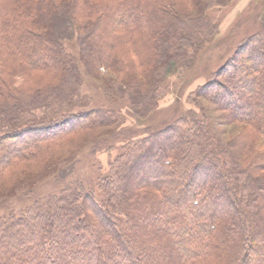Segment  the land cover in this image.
<instances>
[{"label":"trees","instance_id":"obj_1","mask_svg":"<svg viewBox=\"0 0 264 264\" xmlns=\"http://www.w3.org/2000/svg\"><path fill=\"white\" fill-rule=\"evenodd\" d=\"M203 10L197 0H0V116L8 122L0 126V191L19 188L23 178L17 175L27 162L50 172L58 167L57 178L65 181L73 171L72 153L65 156L55 146L71 134L96 129L111 114L103 109L69 113L85 97L77 60L60 43L66 35H77L80 60L89 72L111 69L127 87L131 106L138 97L136 108L144 109L154 103L149 102L159 93L161 77L177 65L191 66L193 53L208 41V29L194 34L190 28L197 22L190 12L203 16ZM202 22L208 20L203 16ZM262 42L257 35L242 41L218 71L221 79L195 94L208 98L213 89V101L226 105L221 106L224 120L242 124L241 133L222 140L189 114L143 137L142 146L118 156L99 183L108 205L123 213L119 226L110 209L86 194L94 217L89 219L78 200L82 187L66 184L0 228V264H96L92 229L102 230V224L108 231L98 240L103 256L98 264H134L127 252L107 250L139 233L145 234L137 238L141 257L153 250L169 257L162 264H201L219 246L226 250L218 253V264H264ZM251 81L254 87L247 90ZM236 107L241 111H233ZM34 109L48 118L28 121ZM15 123L20 124L10 126ZM162 141L169 146L158 156ZM137 176L146 179L135 184ZM210 176L221 181L211 182ZM39 181L35 177L29 188ZM142 215L158 219L159 227L139 223ZM7 229L15 232L6 234ZM86 235L87 241L75 240ZM88 249L91 260L82 263Z\"/></svg>","mask_w":264,"mask_h":264},{"label":"rangeland","instance_id":"obj_2","mask_svg":"<svg viewBox=\"0 0 264 264\" xmlns=\"http://www.w3.org/2000/svg\"><path fill=\"white\" fill-rule=\"evenodd\" d=\"M197 1L201 2V5L204 7L203 13L201 14L208 20V23L202 22L201 24L200 20H202L203 16H196L200 14L191 11L190 15L195 18L197 22L192 24L190 28L194 34L199 32L202 28L208 29L210 37L197 52L193 53L191 66L180 68V66L177 65L161 77L158 83L159 93L150 100L149 103L152 101H154V103L152 102L148 107L144 108L145 110L143 108H136V105L140 103V98L138 97L133 98L136 104L131 106L129 93L126 91L127 87L118 82L117 75L111 71V69L99 66L96 68V71L89 72L88 69L85 68L80 60L82 55L76 34H68L66 35L68 37L61 40L60 43L64 50L74 55L77 60V66L83 84L80 96L85 97V100L72 107L69 113H90L96 109H103L109 110L111 114L108 113L104 124H98L96 129L85 130L79 137L75 134H71L67 136L62 143L59 142L58 145L55 146L56 151L65 156L72 153L69 164L72 165L73 171L65 181L58 180V167L55 168L53 172H50L48 171V167L45 166L41 168L37 164H34V162L23 163L20 166L19 172L21 174L17 176L23 179L19 188L0 191V228L4 225L6 226V224L8 225V220L17 219L22 216L36 201L44 198L46 195L51 196L59 193L63 186L70 183L77 185L76 187H82L83 190L80 192L78 200L80 205L87 211V214L90 203L88 199L85 201L86 194L91 196L99 206L110 209L109 215L113 217V220H117V225L119 226L124 219L123 213L121 210H116L113 206L108 205L105 196L99 189V183L104 177L109 175L110 167L118 156L127 155L130 151L136 150L138 147L142 146L139 142L142 141L143 137L152 135L160 131L166 125L176 122L177 119L181 120L189 114H191V117L198 118L199 122L203 121L204 125L210 130V133H212L211 135L218 136L222 140L232 139L235 135L241 133L244 129L242 124L227 123L226 120H224L223 116L226 113L223 112L224 107L221 106L226 105H223V102L220 101L221 99L216 103L213 101V89H209L208 93L206 92L208 98L206 96V98L202 96L198 97L195 94L204 84L212 82V80L215 79H221L218 77V71L230 60L235 52L238 51V47L242 41L254 35L262 37V40H264V0ZM261 50H264V46ZM190 52L191 51H188V54H190ZM261 55L264 59V52L261 53ZM239 61L240 58H238V62ZM258 62L264 64V61ZM247 65H249V63H247ZM255 65L257 66L258 64ZM161 70L158 69L157 72L159 73ZM252 86L254 87L251 81L249 85L246 86L247 90ZM240 90L242 94L246 95L247 91L244 93L245 90L242 88H240ZM209 98L212 99V102ZM147 102L148 101L144 103ZM238 110L241 111L240 108L236 107L233 111L238 112ZM27 117L28 121L35 122L48 118L37 109H34L32 114ZM27 117L25 119H27ZM5 119L6 116H0V126L3 127L8 124ZM20 123H15L10 126L12 127ZM10 126L6 127L5 131L7 129L10 130ZM193 127L197 129L196 126ZM199 132L196 130V134ZM197 141L198 139L195 140V142ZM162 145V151H157L158 153H155L158 156L169 146L163 141L161 143V146ZM151 151L154 152V148H151ZM55 160L56 163L59 164L60 159ZM223 168H225V166ZM225 170H227V168H225ZM260 174L263 175L264 173ZM35 177L40 178V181L35 186L29 188L32 182H34ZM214 177H216V175H214ZM214 177L212 178V176H210L211 182L221 181L220 178H216V180ZM145 179L146 177L137 176V181L135 180L137 183L135 182V184L143 183L141 181ZM155 193L159 194V192L156 191ZM91 217L94 219L93 216L88 214V218L91 219ZM137 221L139 223H152L154 227H159V220L155 217H150L149 221L146 215H142L138 217ZM90 222L96 225L95 220H91ZM102 225L104 226L102 230L101 227H98L99 229L96 228V230L94 228L92 229L93 236L97 240L96 246L93 247V251H95L97 255L92 257L96 264L102 262L103 259L98 246L102 236H100V234L101 232L108 231L107 225ZM216 228L219 229V227ZM14 232V230L7 229L4 233L11 235ZM148 232H150V229H148ZM78 237L75 238V240H82L84 238L87 241L90 239L89 235ZM144 237L145 234L142 233H139L137 236L140 240ZM137 238H135L134 241L130 239H126L123 242L116 241L113 249L107 250V253L110 254L112 251L127 252L126 255H128V258H132L135 261L134 264H142L140 262L141 260H143L142 262L146 261L145 264H162L164 261L168 260L169 257L166 255H162V257L164 256L162 259V257H160L161 254H154L153 250L147 249L144 250L146 258L144 256L141 257L142 251L138 249L140 242L137 241ZM19 239L20 238H16V240ZM222 241L223 240L220 239V242ZM166 242H169V240H166ZM218 248L220 249L218 251L214 250L215 252H212L211 257L207 261L205 259V262L200 261V263L218 264L221 259V255L218 253L226 250V247L219 246ZM85 252L86 254L82 263L91 260V252L89 249L87 251L85 250ZM243 259L246 260V256L240 259V261L243 262ZM247 261L250 262L249 260ZM9 264L14 263L9 262Z\"/></svg>","mask_w":264,"mask_h":264}]
</instances>
